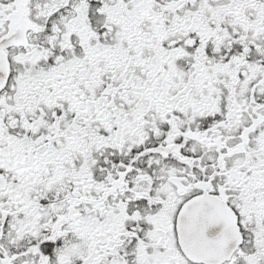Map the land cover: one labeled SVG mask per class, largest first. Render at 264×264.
<instances>
[{"label":"snow or ice","instance_id":"6c2138e0","mask_svg":"<svg viewBox=\"0 0 264 264\" xmlns=\"http://www.w3.org/2000/svg\"><path fill=\"white\" fill-rule=\"evenodd\" d=\"M0 264H264V0H0Z\"/></svg>","mask_w":264,"mask_h":264}]
</instances>
